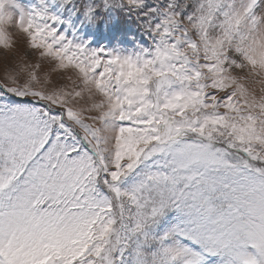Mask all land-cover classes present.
<instances>
[{"label":"snow or ice","instance_id":"snow-or-ice-1","mask_svg":"<svg viewBox=\"0 0 264 264\" xmlns=\"http://www.w3.org/2000/svg\"><path fill=\"white\" fill-rule=\"evenodd\" d=\"M0 264H264V0H0Z\"/></svg>","mask_w":264,"mask_h":264},{"label":"rangeland","instance_id":"rangeland-1","mask_svg":"<svg viewBox=\"0 0 264 264\" xmlns=\"http://www.w3.org/2000/svg\"><path fill=\"white\" fill-rule=\"evenodd\" d=\"M21 2H23V3H29V2H31V0H21ZM0 76H2V73H0Z\"/></svg>","mask_w":264,"mask_h":264}]
</instances>
